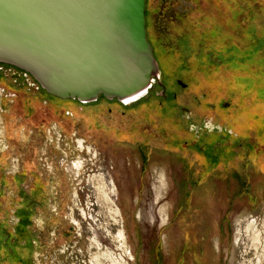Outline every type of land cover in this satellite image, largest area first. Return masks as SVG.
<instances>
[{"label": "rangeland", "instance_id": "374dc122", "mask_svg": "<svg viewBox=\"0 0 264 264\" xmlns=\"http://www.w3.org/2000/svg\"><path fill=\"white\" fill-rule=\"evenodd\" d=\"M213 2L180 3L201 31L204 19L215 18L205 13L218 6ZM235 6L248 13L216 29L239 48L252 31L255 60L245 73L254 70L264 85V0ZM203 42V51L190 44L192 55L220 64L218 44L210 51ZM206 77H178L185 90L168 81L176 100L162 98L154 81L130 106L47 96L65 112L45 118L29 88L0 78V264H264V94L225 99ZM164 106L176 128L157 140L144 129L171 122L160 119ZM130 122L141 130L127 133ZM222 128L228 137L208 141L221 152L217 158L189 147Z\"/></svg>", "mask_w": 264, "mask_h": 264}, {"label": "water", "instance_id": "95a60500", "mask_svg": "<svg viewBox=\"0 0 264 264\" xmlns=\"http://www.w3.org/2000/svg\"><path fill=\"white\" fill-rule=\"evenodd\" d=\"M144 10L145 0H0V64L61 100L134 99L161 85Z\"/></svg>", "mask_w": 264, "mask_h": 264}, {"label": "flooded vegetation", "instance_id": "af4514ba", "mask_svg": "<svg viewBox=\"0 0 264 264\" xmlns=\"http://www.w3.org/2000/svg\"><path fill=\"white\" fill-rule=\"evenodd\" d=\"M218 1L220 2V0ZM221 1H223L222 3L225 4H218L216 3V0H214L213 3L218 6L216 8L211 7V10L207 9L205 12L206 15L210 18L211 13L214 11L215 18L212 21L213 24L217 23L218 25L224 27L232 26V24L235 21V17L237 15H241L242 13L243 14L248 13L247 12L248 8L235 6L236 0H231L233 2V3L231 2L232 4H227V1L229 0H221ZM180 2L181 0H146L145 3L146 36L153 50V56L158 65V69H159L158 82H160L161 84L159 85L155 81L153 87L154 86L159 87L161 97L162 98L165 97L168 99L170 98L169 100H173V99L176 100L177 98V94L179 93V91H177V88L175 89L176 85L182 90L186 89L187 85L178 79V77L182 75L184 76V74H186V72L182 70L183 67L181 66V64L182 62L185 63L188 62L190 58L193 56L192 54H194V51L196 50L195 47H192V45L190 44L194 43L197 47V39L195 38L196 29H194V25H193L194 22L192 21L193 19H191L190 16L187 14V11L182 8ZM208 22L210 23L211 21L208 20ZM232 45L235 46V44L232 42L226 43V46H232ZM184 53H188L190 55L186 57ZM0 75L1 77L11 81L12 84L13 83L18 84L17 86H20L23 81L27 82L28 85H31L29 90L32 89L31 93H33V95H36L37 97H41V99L45 98V100L43 101L40 99V102H43L45 105L43 108L49 106L51 108H49L46 111L45 109H43L45 113L44 118L48 114L56 115V114H61V112H65V110L61 111L57 107L56 101H53L52 103L48 102V100L46 99L47 93L44 90H42L39 85L38 87H35L36 82L35 83L31 82L32 79L29 74H26L8 65H0ZM169 80L171 82L170 86L171 84L175 85L174 88H167L168 86L167 82ZM41 90L46 94H44ZM98 101L104 102L106 106L109 105L108 101H106L102 97L99 98ZM112 102L116 105H121V106H130L133 104L132 103L129 105H122L116 101H112ZM227 104L228 103H223L222 105L225 107V105L227 106ZM211 107L213 106L211 105ZM70 108L72 109V107ZM99 110L97 109V111ZM182 110L186 111V109L184 108H182ZM157 111L160 113L159 114L160 119L162 118L165 119V115L168 114L167 112H169V109L166 110L164 107V108H160V110ZM66 112L68 113V115L71 116H73L74 114L73 109L71 110V112L69 111ZM164 119L162 120L164 121ZM28 201L29 198L26 197L25 199L22 200V204Z\"/></svg>", "mask_w": 264, "mask_h": 264}, {"label": "trees", "instance_id": "16d2710c", "mask_svg": "<svg viewBox=\"0 0 264 264\" xmlns=\"http://www.w3.org/2000/svg\"><path fill=\"white\" fill-rule=\"evenodd\" d=\"M202 19H204V18L202 17ZM204 20L209 25L202 28L201 31H199V29L196 30L195 38L197 39V47H199V50L201 48V51H203L204 50V42L203 41L207 40V41H210L211 49L208 47L207 48L210 51H212L214 46L218 44V46L214 50L215 56H216V58L215 57L214 58L218 62H220V64L213 65L209 61H205V62L199 61L201 58L204 57L203 53L199 52L198 55L193 56V57H197V60L194 59L193 61H191V59H190L186 63L182 62V64H181V66L183 67L182 70L184 72H186V74H184L183 77L189 76L191 79L190 81H195V80L201 79L205 76L209 77L211 75L213 77V74H211L212 73L211 69H213V68H217V69H219V71H221V69H222L223 73H225V72L231 73V77L225 78V77H221L218 75H214V77H213L214 80H212V82H211L212 84H219L220 85L221 89L224 91V95L222 98L230 99L231 97H233V95H237V96H241V97H246V96H250V95L252 96L253 93H255V92L257 95L258 94L263 95L264 94V85L259 86L257 84V80L252 77V74L257 75V72L252 70L251 71L252 73H251V75L249 74V76L247 75V72L245 73V71L248 70V66L250 65L249 62L255 60L253 58L254 53H252V51L254 50L253 45H255V43L252 44V42H251V41H253V38L251 35L252 31L250 29L247 30L246 36H248V38L246 41H248V43L244 44V42H243L244 45H242L243 46L242 48H239V47H236L233 45L232 46H226V43L224 42L225 39L223 38L222 33L219 32V29H216V28H218L219 25L217 23L213 24L212 21L210 24L206 19H204ZM234 24H235V21L232 25H234ZM258 62H260V59H258ZM262 62H264V61H262ZM194 67H195L194 71H196V72L194 73V75H192V74H190L189 70L194 68ZM214 71H215V69H214ZM0 78H2L1 75H0ZM31 79H32L31 82L35 83V80H33L32 77H31ZM169 82H170V80H169ZM207 83H210V82L207 81ZM13 84H15V83H13ZM255 84H256V86L254 87ZM22 86H26L27 88L30 89L31 85H28L27 82L23 81L22 84L20 85V87L22 88ZM32 87H33V85H32ZM35 87H38L37 83H35ZM249 89H251V90H249ZM252 90L255 92H251ZM31 91H32V89L29 90L28 93L31 94ZM43 93L46 94L45 92H43ZM46 95L49 97H52L48 94H46ZM52 98H55V97H52ZM40 99H41V97H37L36 102H40ZM55 99H58V98H55ZM49 108H51V107L49 106V107H46L43 109H45V111H46ZM167 113L168 114L165 115V119H167L171 122L169 124H167L166 127L161 129L157 125L150 123L151 124L150 128L144 129V130H147L148 134L153 135V137L157 140L162 138L161 134L167 136V134L165 133L166 130H168V129L170 130L171 127L173 129L176 128L175 124L170 119L171 114H174V113H172L170 111ZM46 116L49 117L50 114H48ZM135 124H137V125H135ZM168 125H170V126H168ZM139 127H141V126L138 123L130 122L128 128H125V130L127 133L134 132V131H138ZM139 130H141V129H139ZM224 135H225V137H228V133L226 130H222L220 132H218L217 130H213L210 133L205 131L199 137L200 138L199 143H201V144L190 145L189 147H191L192 150L195 149L198 152L202 151V152H204V154L208 155L210 158L215 159V158H217L218 155H221V152L218 151V147H212L213 144H211V143L208 144V141H212V140H216V139L222 140ZM129 138H133V137H129ZM164 140L167 141V139H164ZM160 148L162 149V151H166V152L170 153L169 150L162 148V146ZM26 217H27V213L25 211H21V213H20L21 224H25L27 222V220L25 219ZM22 227H23V225H22ZM22 237H24L25 240L27 239L23 229H22Z\"/></svg>", "mask_w": 264, "mask_h": 264}, {"label": "bare ground", "instance_id": "6f19581e", "mask_svg": "<svg viewBox=\"0 0 264 264\" xmlns=\"http://www.w3.org/2000/svg\"><path fill=\"white\" fill-rule=\"evenodd\" d=\"M145 3H146V0H145ZM144 17H145V10H144ZM145 32H146V29H145ZM147 37V36H146ZM148 41V40H147ZM149 43V42H148ZM152 52H153V50H152ZM155 59V58H154ZM156 61V60H155ZM157 63V62H156ZM1 65H4V64H1ZM158 66V65H157ZM19 70V69H18ZM159 70V69H158ZM21 71V70H20ZM23 72V71H22ZM25 73V72H24ZM154 81V80H153ZM153 83V82H152ZM151 86H152V84H151ZM43 90V89H42ZM145 95H147V91L146 92H144V93H142V94H140L139 96H137V97H135L134 99H128V100H125L123 103H121V102H119V101H117L116 99H112V100H107V99H105L103 96H99L95 101H92V102H87V103H83V104H90V103H95V102H97L98 100H99V98H103V99H105L106 101H116V102H118V103H120V104H122V105H129V104H132V103H135V102H137V101H139V100H141V98H143V97H145ZM74 101H77V100H75L74 99ZM78 102V101H77ZM79 165V164H78ZM77 164H75V168L77 169L79 166H78ZM249 226V225H248ZM252 228V227H251ZM250 230V229H249ZM252 231V230H251ZM254 235V234H253Z\"/></svg>", "mask_w": 264, "mask_h": 264}]
</instances>
